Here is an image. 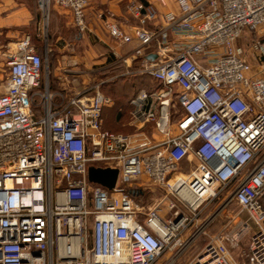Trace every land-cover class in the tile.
I'll use <instances>...</instances> for the list:
<instances>
[{
	"label": "built area",
	"instance_id": "built-area-1",
	"mask_svg": "<svg viewBox=\"0 0 264 264\" xmlns=\"http://www.w3.org/2000/svg\"><path fill=\"white\" fill-rule=\"evenodd\" d=\"M53 1L87 31L88 0H36L45 41ZM157 2L167 10L128 2L130 32L104 20L136 41L113 65L160 86L130 100L133 133L102 128L110 77L53 89L46 42L44 56L28 35L1 51L0 264H156L175 249L174 264L219 196L245 218L184 264H264V0ZM91 166L117 169L114 186L90 181ZM133 186L161 195L144 206ZM248 234L240 263L231 249Z\"/></svg>",
	"mask_w": 264,
	"mask_h": 264
},
{
	"label": "crops",
	"instance_id": "crops-1",
	"mask_svg": "<svg viewBox=\"0 0 264 264\" xmlns=\"http://www.w3.org/2000/svg\"><path fill=\"white\" fill-rule=\"evenodd\" d=\"M129 1L131 0H88L85 33H80L73 25L71 12L53 1L45 41L36 0H0V53L5 46H12L15 41L28 35L44 56L46 42L49 49V78L53 89L77 91L92 78H109L122 74L126 66L123 63L113 65L114 54L121 56L129 52L136 41L121 45L111 37L104 20L116 22L123 31L130 32L138 21L127 10ZM138 1L154 3L160 12L167 10L157 0ZM170 6L174 8L172 3ZM50 58L52 65L49 69ZM0 64L4 66L1 54ZM93 68L101 69L94 74L90 72ZM1 77L2 74L0 83L3 80ZM105 94L112 98V104L102 110V125L107 130H116L113 132L133 133L135 128L131 123L130 100L134 96L113 92Z\"/></svg>",
	"mask_w": 264,
	"mask_h": 264
},
{
	"label": "rangeland",
	"instance_id": "rangeland-1",
	"mask_svg": "<svg viewBox=\"0 0 264 264\" xmlns=\"http://www.w3.org/2000/svg\"><path fill=\"white\" fill-rule=\"evenodd\" d=\"M52 65V64H51ZM49 65V69L51 68ZM1 79L4 80L6 75V68L0 64ZM97 80L101 78H96ZM160 86L152 80V78L144 72H134L128 74H119L114 77H110L109 80L102 86V91L105 93H116L124 94L127 96H135L140 89L147 91L154 90ZM38 90V89H37ZM38 100V99H37ZM150 189L139 196L137 201L139 204L144 206L151 205L156 197L161 194L155 187L150 186ZM246 216L245 212L234 202L225 201L223 196L214 199L208 205H206L198 214L195 224L190 227L185 237L192 234L196 228H204V232H201L198 237L189 244L186 248H181L179 257L175 260L174 264H184L186 261L194 257L204 245L209 241L210 236L216 233H222L232 228L236 222L240 219H244ZM250 234L245 236L239 243L231 249V254L241 263V254L243 250L248 246ZM175 253V249L164 253L156 264H164L167 258Z\"/></svg>",
	"mask_w": 264,
	"mask_h": 264
},
{
	"label": "water",
	"instance_id": "water-1",
	"mask_svg": "<svg viewBox=\"0 0 264 264\" xmlns=\"http://www.w3.org/2000/svg\"><path fill=\"white\" fill-rule=\"evenodd\" d=\"M151 59L154 55L149 56ZM88 177L90 181L98 182L111 189L114 186L117 177V169L89 167Z\"/></svg>",
	"mask_w": 264,
	"mask_h": 264
},
{
	"label": "trees",
	"instance_id": "trees-1",
	"mask_svg": "<svg viewBox=\"0 0 264 264\" xmlns=\"http://www.w3.org/2000/svg\"><path fill=\"white\" fill-rule=\"evenodd\" d=\"M52 61H51V58L49 59V64L51 65ZM119 113H121L122 111H118ZM102 128L103 129H106L104 127V125H102ZM111 131V130H110ZM113 131H116L113 129ZM128 191L131 193V195L135 198L136 201H138L139 199V196L142 195L144 192H146V190H141L140 188L138 187H131V188H128Z\"/></svg>",
	"mask_w": 264,
	"mask_h": 264
}]
</instances>
